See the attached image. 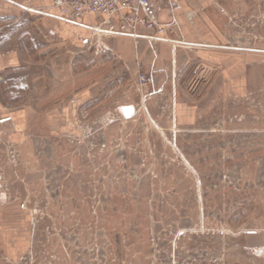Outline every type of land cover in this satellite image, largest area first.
Instances as JSON below:
<instances>
[{
  "label": "rangeland",
  "instance_id": "374dc122",
  "mask_svg": "<svg viewBox=\"0 0 264 264\" xmlns=\"http://www.w3.org/2000/svg\"><path fill=\"white\" fill-rule=\"evenodd\" d=\"M252 1L211 8L226 46L259 51L246 57L262 77L249 96L220 92L218 67L188 70L174 84L197 121L180 120L172 90L157 94L137 70L127 84L106 76L69 121L60 108L40 124L37 139L0 138V264H264V0ZM21 14L9 29L27 60L51 45L67 49L70 66L129 70L112 37L46 42L37 14Z\"/></svg>",
  "mask_w": 264,
  "mask_h": 264
},
{
  "label": "crops",
  "instance_id": "0c3cea01",
  "mask_svg": "<svg viewBox=\"0 0 264 264\" xmlns=\"http://www.w3.org/2000/svg\"><path fill=\"white\" fill-rule=\"evenodd\" d=\"M179 3V9L162 10L158 14L160 22L174 19L171 36L179 41L178 44L143 38L123 39L124 36L117 34L111 38V45L124 56L129 70H100L96 66L87 69L84 64L81 67L80 60L70 66L67 49L52 52L51 45L35 46L34 57L27 60L19 48L21 41L15 30L9 29L12 18L17 22L22 16L23 5L45 10V14L31 18L39 23L43 37L48 39L46 42L59 39L63 46L65 43L83 45L90 30L57 18L49 0H0V138L22 145V137L28 133L36 135L40 124H53V116L60 114V108L64 109L62 114H66L64 119L69 121L75 101L83 104L93 99L106 76L112 78L120 74V81L125 80L127 84L137 70L151 76L150 86L157 94L166 98L172 90L176 105L180 107L177 116L180 120L192 122L198 111L197 105L190 104L189 111L184 108L181 102L187 93L181 84H174L176 76L188 70L218 67L215 80L220 92L238 98L252 94L261 76L255 70H246V57L259 51L246 54L245 49L226 46L227 33L222 28L225 19L218 18L213 9L211 11L213 0H179ZM238 3L240 10L246 9L245 0ZM257 3L261 4L262 0H253L250 6L255 7ZM101 20L98 16H85L81 22L93 24ZM205 87L210 93L214 84L207 82Z\"/></svg>",
  "mask_w": 264,
  "mask_h": 264
},
{
  "label": "built area",
  "instance_id": "2783aa9c",
  "mask_svg": "<svg viewBox=\"0 0 264 264\" xmlns=\"http://www.w3.org/2000/svg\"><path fill=\"white\" fill-rule=\"evenodd\" d=\"M60 20L81 24L90 30L93 36L113 37L122 35L133 39L160 40L178 44L179 41L168 37L174 19L160 22L158 14L162 10L170 12L180 8L179 0H49ZM21 9L43 15L45 10L28 5ZM85 16H98L102 20L93 24H84ZM1 80V78H0ZM147 77L140 75V84L145 85Z\"/></svg>",
  "mask_w": 264,
  "mask_h": 264
}]
</instances>
